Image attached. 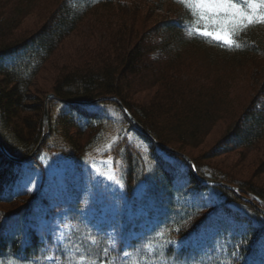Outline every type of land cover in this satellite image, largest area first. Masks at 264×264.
Listing matches in <instances>:
<instances>
[{"label": "trees", "instance_id": "1", "mask_svg": "<svg viewBox=\"0 0 264 264\" xmlns=\"http://www.w3.org/2000/svg\"><path fill=\"white\" fill-rule=\"evenodd\" d=\"M163 1L133 0L129 5L128 0H0V204H7L0 209V261L143 264L144 256L155 254L164 264H195L200 254L192 246V234L216 225L212 222L218 221L212 220L232 218L234 224H245L237 231L227 227L226 221L222 225L225 233L232 232L233 242L223 264H264L260 249L264 216L256 203L240 197L251 194L264 202V192L200 164L237 151H253L264 143V32L249 27L236 37L240 47L226 50L210 39L188 37L186 27L195 29L198 23L182 7L152 27L154 37H160L158 42L148 37L150 30H141L138 37L134 27L137 13L145 4L161 10L158 3ZM39 9L47 12L44 25L29 35L16 36L22 21ZM73 34L80 35L78 47L66 60L73 66L56 70L49 93L54 95L49 101L50 131L33 159L26 165L15 162L10 157L29 156L44 131L43 101L34 103L30 84L56 48ZM191 46L212 49L239 64L252 60L262 64L261 90L255 101L202 161L181 148L203 143L227 106L228 88L192 72L185 62ZM155 52L159 56L152 59ZM150 90L152 96L145 104L133 101L134 95ZM105 97L118 99L156 142L187 156L198 176L234 186L240 195L201 183L184 159L146 138L116 103L86 104ZM34 111L35 118L27 117ZM133 132L144 141L146 152L130 141ZM261 150L264 152V146ZM42 151L70 159L77 171L76 195L49 209L51 214L61 212L63 223L68 221L70 247L66 249L55 248V236L48 225H42L47 218H41L40 210L48 202L45 195L14 185L16 171L23 167L44 173ZM103 158H111L113 168L121 174L126 208L119 214L120 222L93 230L82 217L92 207L86 200L90 176L85 163ZM259 166L264 167V161ZM138 187L140 198L135 194ZM207 192L216 203L197 205L186 199ZM127 212L131 217L123 221Z\"/></svg>", "mask_w": 264, "mask_h": 264}, {"label": "rangeland", "instance_id": "2", "mask_svg": "<svg viewBox=\"0 0 264 264\" xmlns=\"http://www.w3.org/2000/svg\"><path fill=\"white\" fill-rule=\"evenodd\" d=\"M129 5L131 1L128 0ZM161 6V10H152V6L145 4L141 12H138L135 17L134 27L137 30V36L139 37L140 31H149L147 34L152 36V40L158 42L160 37L152 34V27L159 21L169 19L175 10L182 7L191 8L192 5L182 6L175 0H164L158 3ZM156 6V5H155ZM154 6V8H155ZM142 7V6H141ZM146 13V8H148ZM151 8V9H150ZM43 10V9H42ZM41 9L35 10L32 14L27 16L21 23L19 29L15 32L16 36H26L39 30L45 23L44 16L47 12ZM198 21V20H197ZM201 23L200 21H198ZM203 23L210 24V21H204ZM250 27L262 28L264 32V26L253 25ZM249 28V27H248ZM139 34V35H138ZM14 35V37H16ZM80 41V35L73 34L69 38L65 39L56 48L53 56H51L45 64L41 67L40 71L33 78L29 92L34 103L43 101V112L46 103V97L50 95L54 77L56 76V70L64 69L65 65L73 66L66 63L67 57L71 56L75 47H78ZM159 53L155 52L150 57L156 58ZM187 59L185 62L191 67L194 74L200 75V77H208L215 85L216 83L228 88L227 94V106L225 107L220 120L213 127L203 143L198 147L192 148L184 146L181 150L194 159L202 161V158L206 153L210 152L217 141L223 137L233 123H235L242 113L251 105L252 101L259 94L260 85V66L255 61L237 63L234 60L225 59L222 55L216 54L212 49L203 47L195 48L189 47L188 53H186ZM234 61V62H233ZM259 68H258V67ZM204 80V79H203ZM153 90L143 92L134 95L132 98L134 102L138 104H145L152 96ZM49 112V107H48ZM29 118H35L37 112H30L26 114ZM44 128V133L46 132ZM73 135V134H72ZM42 137V135H41ZM130 141L143 152L145 150V144L136 134L130 133ZM41 139V138H40ZM45 139V138H44ZM40 142V140H39ZM264 143L259 148L253 151H240L223 155L217 158L209 159L206 163L210 167H214L228 173L230 176L235 177L238 180L247 181L262 192H264V167H260L259 164L264 161L263 150ZM40 161L45 168L44 173L30 172L26 167L16 171L17 178H15L14 185L24 190L31 188V192L40 193L42 197L45 195L48 202L42 205L40 208L43 216H47L45 221H42V225H50L49 231L55 237H59L56 246H62L63 248H69L70 245L67 242L68 229L66 228L68 223H64L59 220L61 212L57 211L51 214L49 209L58 206L63 200H68L76 195V189L78 187L76 182L77 171L73 165V162L59 154H49L48 152H40ZM259 166V167H258ZM85 170H87L90 176V182L86 184L85 192L87 193L86 200H90L91 206H94L90 210H85L82 217H86L87 225L97 230L101 225H108L109 222H120L119 214L126 208L125 201L123 199L122 187L106 179L108 175H114L116 179L121 181V174L119 171L113 169L111 158L105 159H92L85 163ZM69 185V187H68ZM228 185V184H227ZM27 191V190H26ZM29 192V191H28ZM137 198H140V188L136 190ZM213 194L207 192L205 194L195 196L190 195L186 199L192 204L206 203L211 205L216 203L212 201ZM7 204H0L5 206ZM141 206V205H140ZM143 206V205H142ZM141 209V208H140ZM41 213V214H42ZM131 214L126 213L123 217V221H126ZM243 217H245L243 215ZM249 221L247 218H245ZM212 222L217 226H209L200 233L192 234V246L196 247L199 251L200 258L197 264H223L227 257V248L232 245V232L225 233L222 225L237 230H242V226L245 224L235 223L232 218ZM48 232V229H47ZM133 233V231H130ZM81 243V240H80ZM84 246V242L79 244V247ZM262 253L264 254V240L260 245ZM264 256V255H263ZM156 255H148L142 259V263L153 264L157 260ZM147 260V261H146ZM158 263H164L158 260ZM0 264H9L7 262H0ZM40 264V263H32Z\"/></svg>", "mask_w": 264, "mask_h": 264}, {"label": "snow or ice", "instance_id": "3", "mask_svg": "<svg viewBox=\"0 0 264 264\" xmlns=\"http://www.w3.org/2000/svg\"><path fill=\"white\" fill-rule=\"evenodd\" d=\"M175 2L182 6L192 5L191 8L185 9L186 14L189 19L195 18L201 22L195 29L186 27L185 34L188 37H197L202 41L210 39L216 46L226 50L240 47L236 37L245 33L248 27L257 24L264 26V0H175ZM204 21L211 23H203ZM145 150L147 151L146 146ZM106 179L123 187L121 181L114 175H108ZM26 190L32 191L31 188Z\"/></svg>", "mask_w": 264, "mask_h": 264}, {"label": "water", "instance_id": "4", "mask_svg": "<svg viewBox=\"0 0 264 264\" xmlns=\"http://www.w3.org/2000/svg\"><path fill=\"white\" fill-rule=\"evenodd\" d=\"M54 98V95L53 94H50V95H48L47 97H46V103H45V107H44V112H43V126H44V128H46V132L45 133H43V135H42V137H41V139H40V142L38 143V145L36 146V148L34 149V151L29 155V156H27L26 158H24V159H21V160H16V159H14V158H12V157H10V159H13L14 161H18V162H21V161H23V162H25V161H28V160H30L31 158H33L36 154H37V152L39 151V149H40V146H41V144L43 143V141H44V138H45V136H46V134L49 132V130H50V127H49V112H48V102H49V100H51V99H53ZM102 100H112V101H114L118 106H119V108L123 111V113L126 115V117L130 120V122L136 127V128H138L142 133H144L148 138H150L151 139V137L146 133V131H145V129L129 114V112L124 108V106L122 105V103L118 100V99H116L115 97H105V98H100V99H97V100H93V101H90V103H96V102H99V101H102ZM159 147H161V148H163L164 150H166L167 152H169V153H171V154H175V155H177V156H180V157H182V158H185L186 160H187V162L189 163V166H190V169H191V171L195 174V169H194V167H193V164H192V162L189 160V158H187L185 155H183V154H181L180 152H178V151H176V150H174V149H171V148H169V147H166V146H164V145H162V144H160V143H158V142H155ZM0 148H2V145H1V143H0ZM195 176H196V178L199 180V181H201V182H205V183H208V184H211V185H217V186H223V187H227V188H229V189H231V190H233V191H236V192H238V190L235 188V187H233V186H229V185H227V184H223V183H221V182H216V181H210V180H206V179H203V178H201V177H199L198 175H196L195 174ZM249 196V197H248ZM256 199L254 196H251V195H249V194H247V197H246V199L248 200V201H250V202H252V199ZM262 206H263V208H261V207H258V209H259V211L260 212H262V214L264 215V203L262 202V201H260V200H258V199H256Z\"/></svg>", "mask_w": 264, "mask_h": 264}]
</instances>
